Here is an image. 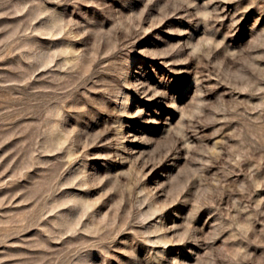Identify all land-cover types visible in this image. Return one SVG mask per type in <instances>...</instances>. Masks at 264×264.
<instances>
[{
	"label": "rangeland",
	"instance_id": "1",
	"mask_svg": "<svg viewBox=\"0 0 264 264\" xmlns=\"http://www.w3.org/2000/svg\"><path fill=\"white\" fill-rule=\"evenodd\" d=\"M0 264H264V0H0Z\"/></svg>",
	"mask_w": 264,
	"mask_h": 264
}]
</instances>
